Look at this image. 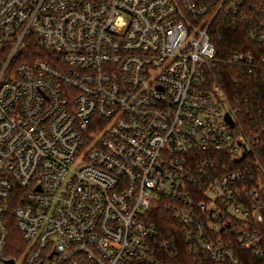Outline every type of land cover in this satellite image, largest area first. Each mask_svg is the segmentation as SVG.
Instances as JSON below:
<instances>
[{
    "label": "built area",
    "instance_id": "1",
    "mask_svg": "<svg viewBox=\"0 0 264 264\" xmlns=\"http://www.w3.org/2000/svg\"><path fill=\"white\" fill-rule=\"evenodd\" d=\"M222 65L264 84V0H0V264L263 260Z\"/></svg>",
    "mask_w": 264,
    "mask_h": 264
},
{
    "label": "trees",
    "instance_id": "2",
    "mask_svg": "<svg viewBox=\"0 0 264 264\" xmlns=\"http://www.w3.org/2000/svg\"><path fill=\"white\" fill-rule=\"evenodd\" d=\"M222 35V40L216 42L219 56L222 58L237 48L235 47L237 41H245L240 34L223 31ZM31 49L35 52L33 48ZM28 58L31 59V57ZM221 67L223 68L221 76L227 86L233 108L236 110L237 130L251 141L253 147L254 154L247 162L259 159L264 165V84L257 77L237 72L235 68L224 65ZM174 216L170 210L162 208L160 214L154 219L165 225ZM13 243L19 245V235L15 230L13 231ZM181 261L182 264H213L209 260H199L189 254H182ZM243 264H264V259L257 260L246 255Z\"/></svg>",
    "mask_w": 264,
    "mask_h": 264
},
{
    "label": "water",
    "instance_id": "3",
    "mask_svg": "<svg viewBox=\"0 0 264 264\" xmlns=\"http://www.w3.org/2000/svg\"><path fill=\"white\" fill-rule=\"evenodd\" d=\"M226 119L231 123V125H234V121L230 117L229 113L226 114ZM7 262H10L11 264H14V261L13 260H9Z\"/></svg>",
    "mask_w": 264,
    "mask_h": 264
}]
</instances>
